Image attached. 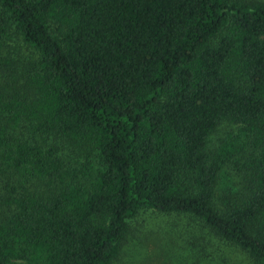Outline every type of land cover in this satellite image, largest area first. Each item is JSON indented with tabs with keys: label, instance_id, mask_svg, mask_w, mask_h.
I'll use <instances>...</instances> for the list:
<instances>
[{
	"label": "trees",
	"instance_id": "1",
	"mask_svg": "<svg viewBox=\"0 0 264 264\" xmlns=\"http://www.w3.org/2000/svg\"><path fill=\"white\" fill-rule=\"evenodd\" d=\"M148 211L264 264V0H0V264H113Z\"/></svg>",
	"mask_w": 264,
	"mask_h": 264
},
{
	"label": "rangeland",
	"instance_id": "2",
	"mask_svg": "<svg viewBox=\"0 0 264 264\" xmlns=\"http://www.w3.org/2000/svg\"><path fill=\"white\" fill-rule=\"evenodd\" d=\"M227 128L218 131L216 137L222 136ZM215 139V138H214ZM224 184L231 185L227 177ZM132 232L123 245L122 254L113 264H192L194 259L188 250L174 247L170 238L173 226L166 216L148 211L133 222ZM227 258L226 264H250L240 253L232 249H220ZM219 264H224L219 262Z\"/></svg>",
	"mask_w": 264,
	"mask_h": 264
}]
</instances>
